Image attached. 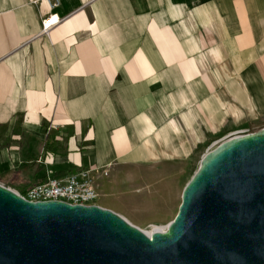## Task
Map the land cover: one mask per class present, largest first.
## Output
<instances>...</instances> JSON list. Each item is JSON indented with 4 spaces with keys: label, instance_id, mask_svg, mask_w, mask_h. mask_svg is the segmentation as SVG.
Segmentation results:
<instances>
[{
    "label": "crops",
    "instance_id": "obj_1",
    "mask_svg": "<svg viewBox=\"0 0 264 264\" xmlns=\"http://www.w3.org/2000/svg\"><path fill=\"white\" fill-rule=\"evenodd\" d=\"M246 119L264 121V0H0V177L19 193L87 174L95 206L157 227L196 152Z\"/></svg>",
    "mask_w": 264,
    "mask_h": 264
},
{
    "label": "water",
    "instance_id": "obj_2",
    "mask_svg": "<svg viewBox=\"0 0 264 264\" xmlns=\"http://www.w3.org/2000/svg\"><path fill=\"white\" fill-rule=\"evenodd\" d=\"M0 264H264V131L204 157L165 233L0 185Z\"/></svg>",
    "mask_w": 264,
    "mask_h": 264
},
{
    "label": "built area",
    "instance_id": "obj_3",
    "mask_svg": "<svg viewBox=\"0 0 264 264\" xmlns=\"http://www.w3.org/2000/svg\"><path fill=\"white\" fill-rule=\"evenodd\" d=\"M58 23L59 19L54 16L45 20L42 34H48ZM17 193L31 203L61 202L84 207L94 206L98 197L92 179L87 174L69 176L66 179L48 177L43 183L31 186L24 195Z\"/></svg>",
    "mask_w": 264,
    "mask_h": 264
},
{
    "label": "rangeland",
    "instance_id": "obj_4",
    "mask_svg": "<svg viewBox=\"0 0 264 264\" xmlns=\"http://www.w3.org/2000/svg\"><path fill=\"white\" fill-rule=\"evenodd\" d=\"M251 119L243 120L242 123H235L233 120H228L227 125L225 128L221 130L217 135H215L214 138H212L202 149H199L196 152L194 162L192 164V167L185 177V179L180 183L179 187V206H181L182 198L181 193L184 192V189L186 188L187 184L190 182V180L193 178L195 173L199 170L202 161L204 157L215 151L218 147H220L222 144L231 141L236 138L240 137H246L251 135H257L264 131V121H250ZM51 179L57 178V175H49L48 176ZM44 182V175L41 174L38 177L31 178L29 180V183L33 186L36 184H40ZM19 182L15 179H11L10 175L3 174L0 177V185L4 186L5 188H8L12 191H19L18 184ZM174 220V215H172V219L168 223H164L162 225H158L157 227L167 226ZM154 227V226H153ZM153 227H147L142 228L141 230L143 232H152ZM140 229V228H139Z\"/></svg>",
    "mask_w": 264,
    "mask_h": 264
},
{
    "label": "bare ground",
    "instance_id": "obj_5",
    "mask_svg": "<svg viewBox=\"0 0 264 264\" xmlns=\"http://www.w3.org/2000/svg\"><path fill=\"white\" fill-rule=\"evenodd\" d=\"M168 227H169V225L162 226V227H153L152 232H146V234L152 235L154 232H162V233H165V232L168 231Z\"/></svg>",
    "mask_w": 264,
    "mask_h": 264
},
{
    "label": "trees",
    "instance_id": "obj_6",
    "mask_svg": "<svg viewBox=\"0 0 264 264\" xmlns=\"http://www.w3.org/2000/svg\"><path fill=\"white\" fill-rule=\"evenodd\" d=\"M45 180H46V179H44V181H45ZM25 193H26V192H21V194H23V195H24Z\"/></svg>",
    "mask_w": 264,
    "mask_h": 264
}]
</instances>
